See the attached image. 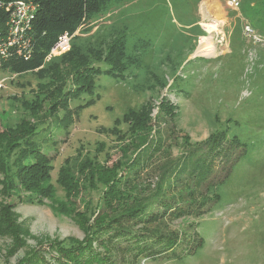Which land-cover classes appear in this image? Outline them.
<instances>
[{"label": "trees", "instance_id": "1", "mask_svg": "<svg viewBox=\"0 0 264 264\" xmlns=\"http://www.w3.org/2000/svg\"><path fill=\"white\" fill-rule=\"evenodd\" d=\"M11 1L14 0H0V39L8 33L10 12L7 7ZM27 1L36 5L31 27L20 39L19 48H10L9 56L0 60V70L15 75L31 73L40 80L33 98L15 97L26 115L0 128V235L11 236L9 253L24 245L23 234L26 233L14 209L13 196L32 204L51 200L58 212L74 219L85 233L79 241L68 237L73 240L68 246L65 240H47L52 242L50 247L55 254L48 257L50 250L34 248L19 264H48L52 260V264H131L174 249L180 240L179 232L166 233L149 224L167 217L197 213L201 210L195 209L207 202L224 200V183L237 160L236 151L241 156L250 150L248 137L239 131L241 121L230 116L222 122L217 117L219 128L213 129L201 142L192 143L186 135L182 153L170 165L160 166L163 171L154 184L149 182L148 186L142 177L157 154L164 150L165 138L161 137V127L155 128V134L159 133L155 139L154 135L149 138L154 129L150 116L152 104L146 102L139 108H129L114 120L113 126L100 127V131L116 135L121 142L131 134L134 138L123 144L122 149L124 156L129 151L132 155L111 166L96 156H68L58 169L57 183L67 198L70 192L80 190V180L74 175L76 168L86 172L89 186L98 187L99 183L103 186L101 202L93 210L89 202L79 210L75 204L68 203L67 198H57L52 181L55 156L36 140L39 125L53 115L58 118L61 109L65 110L64 117L60 118L61 125L66 121L73 123L99 95L79 101L75 106L71 103L94 94L97 79L102 74L137 79L134 87L140 91L170 87L175 80L169 85L164 71L158 73L150 67L144 74L139 71L152 40L143 34L144 27L136 22L141 13H137L135 6L121 11L125 5L139 0ZM240 3L243 13L255 18L262 27L264 0H242ZM117 10L121 12L114 14ZM196 23L192 21L189 28L198 31L197 36L204 35V30ZM66 33L71 36L70 46L50 56L59 37ZM176 107L164 98L155 121L160 114L176 116ZM124 123L128 126L125 131L120 128ZM98 144L97 150L105 143L102 140ZM216 174L219 176L213 182ZM203 186L207 188L206 196L198 197ZM130 198L133 199L128 202ZM91 218H94L92 222ZM135 224L139 227L135 228ZM43 242L46 241L38 243Z\"/></svg>", "mask_w": 264, "mask_h": 264}, {"label": "rangeland", "instance_id": "2", "mask_svg": "<svg viewBox=\"0 0 264 264\" xmlns=\"http://www.w3.org/2000/svg\"><path fill=\"white\" fill-rule=\"evenodd\" d=\"M129 4L121 11L135 6L137 13H141L136 22L152 40L139 71L144 74L148 67L158 73L164 71L169 85L175 82L170 87L140 91L134 87L137 79L102 74L97 79L94 94L71 103L75 106L79 101L99 95L73 123L66 121L61 125L63 109L58 112V118L53 115L45 119L39 125L36 140L55 156L52 181L57 198H67L57 183L58 169L66 157L96 156L111 166L132 155L129 151L124 156L122 149L123 144L134 138L131 134L121 142L116 135L100 131V127L113 126L114 120L129 108H139L146 102L152 104L150 116L154 129L149 138L159 135L155 134L156 127H161V137L165 138L164 150L157 154L142 177L148 186L149 182L154 184L163 171L160 166L170 165L182 153L186 135L192 143L201 142L213 129L219 128L218 118L223 122L231 116L241 121L239 131L251 144L245 155L240 156L236 151L237 160L224 183V200L207 202L195 209H200V213L167 217L149 224L166 233L178 231L180 240L174 249L162 255L141 258L131 264H264V25L260 27L255 18L243 13L241 3L233 6L229 0H139ZM194 20L204 30V35L197 36L198 31L189 28ZM247 25L261 41L247 33ZM205 39H210L211 48L198 53ZM0 75L7 77L6 87L0 89L2 128L4 123L14 124L26 115L15 97L33 98L40 80L31 73L15 75L0 70ZM164 98L177 105L178 113L174 117L160 114L155 121ZM127 127L126 123L120 125L123 131ZM102 140L105 144L97 150ZM81 150L83 153L79 152ZM74 175L80 180V190L70 192L67 202L75 204L79 210L89 202L93 210L102 200L103 186L100 183L98 187L89 186L86 172L76 168ZM218 176L216 174L212 181ZM206 191L203 186L198 197L206 196ZM12 202L16 203L14 209L19 213V221L24 223L25 242L9 253L11 236L0 235V264H19L34 248L50 250V257L55 252L50 247L52 242L47 240H65L68 246L73 242L68 237L79 241L85 236L78 223L58 212L49 199L43 204H32L13 196ZM93 220L91 218L90 222ZM134 226L138 228L139 224ZM42 240L46 242L40 245L38 242Z\"/></svg>", "mask_w": 264, "mask_h": 264}, {"label": "built area", "instance_id": "3", "mask_svg": "<svg viewBox=\"0 0 264 264\" xmlns=\"http://www.w3.org/2000/svg\"><path fill=\"white\" fill-rule=\"evenodd\" d=\"M233 6H238L240 0H229ZM7 10L10 12L9 27L7 35L0 39V60L7 58L10 54V48H19L21 40L24 38L26 30L31 27V19L33 18L36 5L27 0H14L9 2ZM246 31L256 41H261V37L257 35L251 26H246ZM250 37V36H249ZM21 39V40H20ZM71 36L64 34L59 37V41L51 50L50 56L60 54L70 46ZM7 77L0 75V89L6 87Z\"/></svg>", "mask_w": 264, "mask_h": 264}, {"label": "bare ground", "instance_id": "4", "mask_svg": "<svg viewBox=\"0 0 264 264\" xmlns=\"http://www.w3.org/2000/svg\"><path fill=\"white\" fill-rule=\"evenodd\" d=\"M209 45H211L210 44V39H205L202 42V45L199 47L198 53H202V51L206 52L209 48H211Z\"/></svg>", "mask_w": 264, "mask_h": 264}]
</instances>
